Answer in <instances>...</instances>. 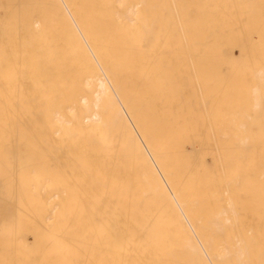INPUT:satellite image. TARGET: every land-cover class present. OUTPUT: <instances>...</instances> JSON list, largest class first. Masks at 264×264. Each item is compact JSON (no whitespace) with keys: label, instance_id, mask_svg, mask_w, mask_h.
Returning a JSON list of instances; mask_svg holds the SVG:
<instances>
[{"label":"bare ground","instance_id":"bare-ground-1","mask_svg":"<svg viewBox=\"0 0 264 264\" xmlns=\"http://www.w3.org/2000/svg\"><path fill=\"white\" fill-rule=\"evenodd\" d=\"M0 264H264V0H0Z\"/></svg>","mask_w":264,"mask_h":264}]
</instances>
